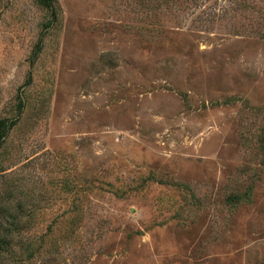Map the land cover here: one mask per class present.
Masks as SVG:
<instances>
[{
    "label": "rangeland",
    "instance_id": "obj_1",
    "mask_svg": "<svg viewBox=\"0 0 264 264\" xmlns=\"http://www.w3.org/2000/svg\"><path fill=\"white\" fill-rule=\"evenodd\" d=\"M0 0V264H264V0Z\"/></svg>",
    "mask_w": 264,
    "mask_h": 264
},
{
    "label": "trees",
    "instance_id": "obj_2",
    "mask_svg": "<svg viewBox=\"0 0 264 264\" xmlns=\"http://www.w3.org/2000/svg\"><path fill=\"white\" fill-rule=\"evenodd\" d=\"M40 4L48 9L54 8L55 0H40ZM15 123H10L8 120H0V144L4 141L5 136L8 134V131L14 126ZM3 244H6L4 241H0V249L2 250Z\"/></svg>",
    "mask_w": 264,
    "mask_h": 264
}]
</instances>
